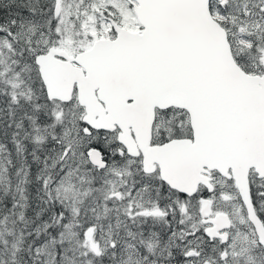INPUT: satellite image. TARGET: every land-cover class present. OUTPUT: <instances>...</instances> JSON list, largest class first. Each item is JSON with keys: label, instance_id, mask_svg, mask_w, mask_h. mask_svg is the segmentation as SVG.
<instances>
[{"label": "snow or ice", "instance_id": "snow-or-ice-1", "mask_svg": "<svg viewBox=\"0 0 264 264\" xmlns=\"http://www.w3.org/2000/svg\"><path fill=\"white\" fill-rule=\"evenodd\" d=\"M0 264H264V0H0Z\"/></svg>", "mask_w": 264, "mask_h": 264}]
</instances>
